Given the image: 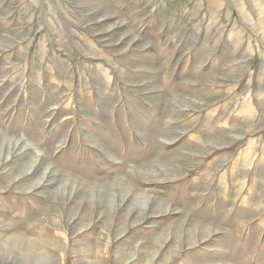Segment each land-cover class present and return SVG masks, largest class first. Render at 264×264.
I'll list each match as a JSON object with an SVG mask.
<instances>
[{
    "label": "rangeland",
    "instance_id": "374dc122",
    "mask_svg": "<svg viewBox=\"0 0 264 264\" xmlns=\"http://www.w3.org/2000/svg\"><path fill=\"white\" fill-rule=\"evenodd\" d=\"M260 4L0 0V264H175L213 200L264 215ZM225 226L219 264H264Z\"/></svg>",
    "mask_w": 264,
    "mask_h": 264
},
{
    "label": "crops",
    "instance_id": "0c3cea01",
    "mask_svg": "<svg viewBox=\"0 0 264 264\" xmlns=\"http://www.w3.org/2000/svg\"><path fill=\"white\" fill-rule=\"evenodd\" d=\"M259 6H262V10H264L263 4H260ZM253 188L259 190L256 185H254ZM235 198L236 196L228 202L220 198L217 201L213 200L217 203L219 208H217V211L210 213L209 216H202L197 213L198 211H195L197 213L195 216L198 217L197 223H199L200 227L196 229L194 228L193 230L197 236H200V238L196 239V243L193 246H184L183 251L182 248L179 247V255H182L179 256L175 264H219L217 258V246L214 245V243L210 244L213 238H209V236L212 237L209 233V228L211 230L213 229L212 234H214L216 227L220 225V227L223 228V226L227 225L233 230V232L239 231L240 229L241 233L244 235L246 229L255 226L258 235L264 233V215H259L257 213L251 214L248 210L244 209H241L242 211H236L238 200ZM261 200L264 202V197L261 198ZM195 201L197 205L202 204L201 197L199 196L195 198ZM211 202L212 201H209V203ZM258 209L259 211H262L264 205L258 206ZM203 227H207V229ZM207 234L209 235L208 237H206ZM204 236L205 238L202 239ZM206 244H209V248H207ZM232 250H236L235 246H233ZM207 251H209V253Z\"/></svg>",
    "mask_w": 264,
    "mask_h": 264
},
{
    "label": "bare ground",
    "instance_id": "6f19581e",
    "mask_svg": "<svg viewBox=\"0 0 264 264\" xmlns=\"http://www.w3.org/2000/svg\"><path fill=\"white\" fill-rule=\"evenodd\" d=\"M253 160V157H251V162ZM250 170V169H249ZM246 176L242 178V181L240 183V186H244L246 184ZM4 244L9 245L12 249L18 248L21 244L25 243V240L22 235L20 234H15L12 236H8L4 238Z\"/></svg>",
    "mask_w": 264,
    "mask_h": 264
}]
</instances>
